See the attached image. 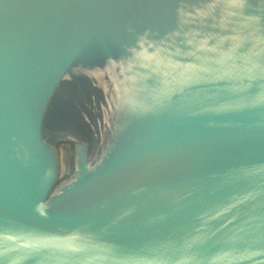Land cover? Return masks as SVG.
Listing matches in <instances>:
<instances>
[{
	"label": "water",
	"instance_id": "1",
	"mask_svg": "<svg viewBox=\"0 0 264 264\" xmlns=\"http://www.w3.org/2000/svg\"><path fill=\"white\" fill-rule=\"evenodd\" d=\"M0 264H264V0H0Z\"/></svg>",
	"mask_w": 264,
	"mask_h": 264
}]
</instances>
